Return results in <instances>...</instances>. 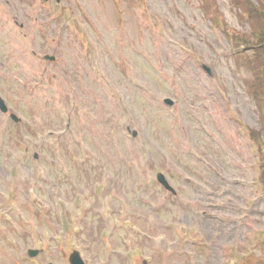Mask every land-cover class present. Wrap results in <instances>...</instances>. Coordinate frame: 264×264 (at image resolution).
Segmentation results:
<instances>
[{"label": "rangeland", "instance_id": "374dc122", "mask_svg": "<svg viewBox=\"0 0 264 264\" xmlns=\"http://www.w3.org/2000/svg\"><path fill=\"white\" fill-rule=\"evenodd\" d=\"M263 1L60 0L57 11L38 0H0V93L27 126L0 119V141L15 147L7 164L0 146V264H70L75 248L86 264H143L153 251L148 264H227L231 253L236 264H264V189L248 135V128L264 132L247 87L257 55L253 47L235 53L241 36L233 43L226 34L253 44L244 8ZM42 111L71 117L73 130L60 136L65 121L52 124ZM49 130L54 135L39 144ZM31 144L38 160L25 150ZM156 168L177 196L141 183ZM120 195L158 225L143 223L147 235L123 238L129 230H112L109 251L102 210ZM62 204L78 224L59 239ZM187 225L199 235L202 228L200 245H213L207 256L184 241ZM40 246L45 254L30 261L27 248Z\"/></svg>", "mask_w": 264, "mask_h": 264}]
</instances>
